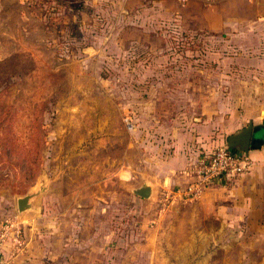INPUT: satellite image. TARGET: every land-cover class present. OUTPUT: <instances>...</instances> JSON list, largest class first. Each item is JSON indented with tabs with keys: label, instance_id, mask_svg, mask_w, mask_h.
<instances>
[{
	"label": "rangeland",
	"instance_id": "obj_1",
	"mask_svg": "<svg viewBox=\"0 0 264 264\" xmlns=\"http://www.w3.org/2000/svg\"><path fill=\"white\" fill-rule=\"evenodd\" d=\"M156 2L0 0V264H264L235 183L184 195L264 117V41L220 0Z\"/></svg>",
	"mask_w": 264,
	"mask_h": 264
},
{
	"label": "crops",
	"instance_id": "obj_2",
	"mask_svg": "<svg viewBox=\"0 0 264 264\" xmlns=\"http://www.w3.org/2000/svg\"><path fill=\"white\" fill-rule=\"evenodd\" d=\"M165 1L159 0L156 4L162 5ZM220 2L224 3V9L219 11L218 17L224 22L219 25V31L225 29L224 32H226L234 25L235 31L240 32L246 29L242 33L245 35L247 29H250L252 38L264 41V0H220ZM249 123H252L254 127H259L256 136L261 138L260 132L264 128V117L260 115L247 120L232 121L227 126L230 134H234ZM261 139L262 146L248 154L251 162L250 172L235 181L236 187L233 189V193L239 197L243 207L254 213L264 212V134Z\"/></svg>",
	"mask_w": 264,
	"mask_h": 264
},
{
	"label": "built area",
	"instance_id": "obj_3",
	"mask_svg": "<svg viewBox=\"0 0 264 264\" xmlns=\"http://www.w3.org/2000/svg\"><path fill=\"white\" fill-rule=\"evenodd\" d=\"M177 1L185 2L186 0ZM201 155L194 170L197 182L188 187L184 194L192 198H196L204 187L234 183L251 169L249 157L243 152L230 149L227 145L217 146Z\"/></svg>",
	"mask_w": 264,
	"mask_h": 264
},
{
	"label": "water",
	"instance_id": "obj_4",
	"mask_svg": "<svg viewBox=\"0 0 264 264\" xmlns=\"http://www.w3.org/2000/svg\"><path fill=\"white\" fill-rule=\"evenodd\" d=\"M258 130L259 127H254L252 123H249L246 127L227 138V146L248 156L250 151L259 149L262 146V139L256 136ZM135 194L143 199H148L152 194V189L149 186H143L136 189ZM29 207L28 196L17 200V208L20 213L26 211Z\"/></svg>",
	"mask_w": 264,
	"mask_h": 264
}]
</instances>
